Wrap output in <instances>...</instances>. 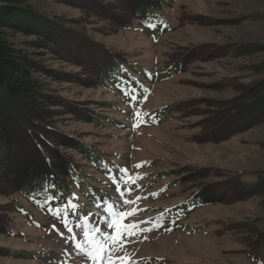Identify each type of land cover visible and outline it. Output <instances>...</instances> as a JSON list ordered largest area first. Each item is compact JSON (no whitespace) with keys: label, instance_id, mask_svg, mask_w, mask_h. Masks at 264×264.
<instances>
[{"label":"rangeland","instance_id":"rangeland-1","mask_svg":"<svg viewBox=\"0 0 264 264\" xmlns=\"http://www.w3.org/2000/svg\"><path fill=\"white\" fill-rule=\"evenodd\" d=\"M28 3L38 11L71 21L82 16L78 4L57 0ZM169 12L176 28L155 36L141 27L116 30L96 17L84 22L94 41L126 52L134 63L151 72L141 77L147 92L140 96L138 106L129 103L118 88L89 80L90 72L77 60L57 53L34 54V60L53 78L34 75L47 91L96 110L93 122L73 114V107L69 112L58 111L55 117L61 130L81 136L105 154L119 172L121 185L126 177L120 169H128L134 179L143 177L129 185L133 191L127 199L134 203L125 205V211H139L124 222L150 220L151 225L141 227L150 226L153 231L137 235L114 253L126 258L123 264H254L242 249L264 213L263 192L228 204L200 207L174 230L156 226V221L161 210L180 203L201 185L215 184L228 172H249L248 178L264 173V117L221 143L192 141L202 130L213 101L239 93L231 87L233 82L246 84L263 77L264 67L257 66L264 64V0H179ZM182 12L205 22L181 25ZM7 38L34 51L30 44L33 36L7 30ZM186 50L188 60L183 69L161 75L166 61ZM83 77L85 82L79 79ZM68 153L77 167L90 175L88 180L101 190L104 199L118 201L106 172L90 166L80 152ZM207 167L221 170L203 177L201 169ZM72 193L79 197L84 214L96 211L91 207L92 198L82 190L73 188ZM8 202L11 206L6 207ZM0 206L10 219L8 227L0 229V264H58L65 240L53 225L64 232L61 219L36 208L20 194L11 199L0 193ZM72 220L83 223L79 216ZM226 224H234V228L224 233L221 229ZM68 264H79V259L73 257Z\"/></svg>","mask_w":264,"mask_h":264},{"label":"trees","instance_id":"trees-1","mask_svg":"<svg viewBox=\"0 0 264 264\" xmlns=\"http://www.w3.org/2000/svg\"><path fill=\"white\" fill-rule=\"evenodd\" d=\"M29 1L0 0V193L11 199L13 195L20 194L36 208L50 213L48 205L44 203L47 195L44 189L53 182L56 187L50 191L62 193V202L71 196L73 188L82 190L92 200L96 196L104 199L101 190L97 191V187L88 180L90 175H85L77 167L68 150L80 152L90 166L109 176H119V172L114 163L92 144L58 127L55 116L60 110L69 112V107H73V114L91 122L96 120L94 115L97 113L90 107L80 105V102L43 88V83L34 73L52 78L53 75L39 61L34 60V54L51 52L75 59L90 72L92 77L89 80L116 87L120 91L125 86L129 91L135 88V95L140 98L147 92L141 77L145 78L151 72L134 63L126 52L94 41L87 33L84 22L96 17L109 22V26L116 30L141 27L145 33L155 36L176 28L169 10L179 0H57L79 5L82 16L72 21L38 11L29 5ZM179 21L181 25L186 21L199 24L205 22L196 15L184 12L179 16ZM7 30L33 36L30 44L34 51L29 52L12 43L7 38ZM187 60V50L171 56L161 75L181 71ZM257 67H264V64ZM84 78L79 79L85 82ZM231 87L239 93L228 100L213 101L207 119L201 123L202 130L192 136V141L221 143L262 120L264 75L251 83L233 82ZM219 170L207 167L201 169V172L206 177ZM248 174L228 172L215 184L201 185L180 203L161 210L156 226L166 225L174 230L200 207L216 203L228 204L264 193V173L253 178H248ZM37 193L38 199H34ZM76 202L84 214L85 209L80 200ZM5 206H11V202ZM6 212L0 206L2 231L10 224ZM74 218L76 216L71 217ZM256 223L254 230L247 235L248 240L242 252L246 253L252 263L264 264V213ZM228 224L221 229L225 230L224 233L234 228V224ZM10 254L15 255V252Z\"/></svg>","mask_w":264,"mask_h":264},{"label":"snow or ice","instance_id":"snow-or-ice-1","mask_svg":"<svg viewBox=\"0 0 264 264\" xmlns=\"http://www.w3.org/2000/svg\"><path fill=\"white\" fill-rule=\"evenodd\" d=\"M122 91L128 97L129 102L138 106L139 98L135 95V88L129 91L128 87L125 86ZM136 114L139 116L138 112ZM118 171H122L126 177L123 185H121L116 174L108 176V180L115 187L118 201L110 202L111 198L101 199L96 196L91 201V207L95 208L96 211L87 214L81 212V206L76 202L79 201L76 193H72L66 202H62V193L50 191L56 187L54 182L44 189L47 193L44 203L48 205V211L61 219L65 230L62 232L53 225L57 234L65 240V248L62 256L58 258V264H68V260L73 257L79 259V264H88V262L91 264H123L126 258L123 256L115 257L114 253L123 250L125 245L131 243V240L137 235L153 231L150 226L141 227L142 224L151 225L153 222L150 220L124 222L130 216H136L139 211L138 209L131 212L125 211V205L134 203L127 199L128 194L133 191L129 185L135 184L137 180H142L143 177L138 176L134 179L126 168ZM38 196L39 193L34 199H38ZM75 216H79L83 223L74 224L71 217ZM76 229H80V231L77 232ZM65 232L68 235H65Z\"/></svg>","mask_w":264,"mask_h":264}]
</instances>
